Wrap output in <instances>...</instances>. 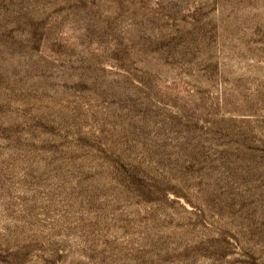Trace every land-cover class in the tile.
Listing matches in <instances>:
<instances>
[{
    "label": "rangeland",
    "instance_id": "rangeland-1",
    "mask_svg": "<svg viewBox=\"0 0 264 264\" xmlns=\"http://www.w3.org/2000/svg\"><path fill=\"white\" fill-rule=\"evenodd\" d=\"M0 264H264V0H0Z\"/></svg>",
    "mask_w": 264,
    "mask_h": 264
}]
</instances>
